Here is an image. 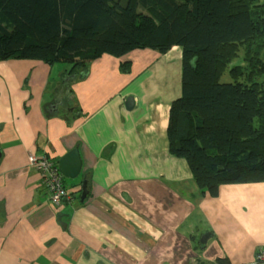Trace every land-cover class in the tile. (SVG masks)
I'll return each mask as SVG.
<instances>
[{
  "label": "crops",
  "instance_id": "crops-1",
  "mask_svg": "<svg viewBox=\"0 0 264 264\" xmlns=\"http://www.w3.org/2000/svg\"><path fill=\"white\" fill-rule=\"evenodd\" d=\"M63 68L0 61V264H258L264 182L211 196L169 152L182 48L104 54L69 98L56 94ZM74 148L82 170L64 176L72 198L54 205L29 155L59 162Z\"/></svg>",
  "mask_w": 264,
  "mask_h": 264
},
{
  "label": "trees",
  "instance_id": "trees-1",
  "mask_svg": "<svg viewBox=\"0 0 264 264\" xmlns=\"http://www.w3.org/2000/svg\"><path fill=\"white\" fill-rule=\"evenodd\" d=\"M174 45L182 94L170 107L169 152L211 196L264 182V0H0V61L64 65L61 97L104 54Z\"/></svg>",
  "mask_w": 264,
  "mask_h": 264
},
{
  "label": "built area",
  "instance_id": "built-area-1",
  "mask_svg": "<svg viewBox=\"0 0 264 264\" xmlns=\"http://www.w3.org/2000/svg\"><path fill=\"white\" fill-rule=\"evenodd\" d=\"M29 164L41 172L42 183L50 194L52 204L59 205L64 200L72 198V194L65 186L64 176L60 172L59 164L54 158L30 154ZM256 261L258 264H264V246L258 250Z\"/></svg>",
  "mask_w": 264,
  "mask_h": 264
},
{
  "label": "water",
  "instance_id": "water-1",
  "mask_svg": "<svg viewBox=\"0 0 264 264\" xmlns=\"http://www.w3.org/2000/svg\"><path fill=\"white\" fill-rule=\"evenodd\" d=\"M127 105L128 107H132L133 106V100L132 97H128L127 98ZM2 155V150L0 148V158ZM59 164V169L60 172L63 176L67 177V178H76L79 176L81 170H82V159L80 156V152L78 148H74L72 150H70L67 154H65L64 156H62L58 162ZM88 196V190H87V182L84 181L83 182V186H82V193H81V197L80 200L84 201ZM210 234H205L200 242L202 244H206V241L208 239Z\"/></svg>",
  "mask_w": 264,
  "mask_h": 264
},
{
  "label": "rangeland",
  "instance_id": "rangeland-1",
  "mask_svg": "<svg viewBox=\"0 0 264 264\" xmlns=\"http://www.w3.org/2000/svg\"><path fill=\"white\" fill-rule=\"evenodd\" d=\"M240 61V58H238V59H236V60H234L233 62H231V64H235V63H238ZM230 64V65H231ZM231 77H230V74H229V69H227L225 72H224V74L222 75V77H221V80L222 81H230L231 79H230ZM180 97V96H179ZM178 98V97H177ZM175 100V99H174Z\"/></svg>",
  "mask_w": 264,
  "mask_h": 264
}]
</instances>
